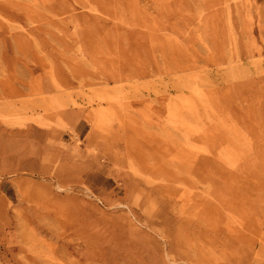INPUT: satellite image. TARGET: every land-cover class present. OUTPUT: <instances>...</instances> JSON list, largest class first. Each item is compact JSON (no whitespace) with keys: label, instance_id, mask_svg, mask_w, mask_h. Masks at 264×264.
I'll return each instance as SVG.
<instances>
[{"label":"rangeland","instance_id":"rangeland-1","mask_svg":"<svg viewBox=\"0 0 264 264\" xmlns=\"http://www.w3.org/2000/svg\"><path fill=\"white\" fill-rule=\"evenodd\" d=\"M0 141V264H264V0H0Z\"/></svg>","mask_w":264,"mask_h":264},{"label":"crops","instance_id":"crops-1","mask_svg":"<svg viewBox=\"0 0 264 264\" xmlns=\"http://www.w3.org/2000/svg\"><path fill=\"white\" fill-rule=\"evenodd\" d=\"M75 129V127H74ZM75 132V130H74ZM5 144V143H4ZM18 147V146H17ZM39 161L38 148L34 150V143H31V150L26 156H19V148H8L0 141V176L15 175L23 161Z\"/></svg>","mask_w":264,"mask_h":264}]
</instances>
